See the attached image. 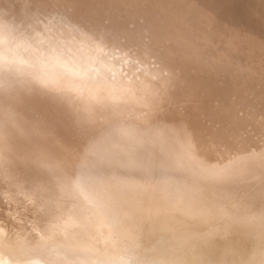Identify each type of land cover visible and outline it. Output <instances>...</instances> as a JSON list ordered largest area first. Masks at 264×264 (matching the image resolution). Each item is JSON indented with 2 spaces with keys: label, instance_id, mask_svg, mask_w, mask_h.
Wrapping results in <instances>:
<instances>
[{
  "label": "bare ground",
  "instance_id": "1",
  "mask_svg": "<svg viewBox=\"0 0 264 264\" xmlns=\"http://www.w3.org/2000/svg\"><path fill=\"white\" fill-rule=\"evenodd\" d=\"M21 1L24 4L21 7L17 6V9L13 8V13H9L8 7H11L16 1L0 0V56H7V60L0 59V103H3V100L7 98V96H3L6 92L4 88L6 83L11 81L21 85L20 80L25 79L29 72L44 71L55 74L59 71L60 63L76 62L90 65L93 69H98L101 76L126 83L128 86H132L135 91L129 93L122 100L118 99L115 104L110 103L108 107L102 109L103 118L95 125L93 149L89 154L84 152L83 142L72 125L70 115L55 114L47 109L39 111L32 109L24 114L16 115L12 112L16 108V104L5 105L7 109L3 108L4 104H0V237L7 236L14 245L17 241L25 240L37 246L34 255L21 256V259H43L53 261L54 264L131 262L138 260L134 259V254L140 251L144 252V244L147 247V244L153 240L165 242L150 247L145 254L146 259L143 260L156 258L158 253L165 248H173L177 258H193L189 239L194 233L211 231L222 223V212L219 205L230 204L237 195L241 200L251 199L255 197V192L260 191L258 182L259 179H264V177H259L260 174H263L261 169L264 167L261 166L260 161L256 160L259 155L256 156L257 158H251L241 152L250 147L249 143L247 146L245 143L246 149L238 145L239 148L237 146V148L229 150L230 147L227 145L226 151L237 154L230 155L224 151L223 155L221 151L225 145L222 146V141L218 146L213 144L215 146L211 147L210 153L209 149L207 151V146L204 148L201 144L190 143L186 146L189 149L186 150L183 145L188 137L185 136V131L181 132L178 128H174L175 132L170 134L177 133L179 139L176 134L170 139L168 138L169 133H166L169 135L163 137L166 145L164 143L159 145L160 137L157 138L153 130H148L150 125L146 123L149 122L147 120H156V117L161 115L159 109L150 105L158 104L156 96H159V82L156 80L155 74L145 66L146 64H143L141 60H134L133 64L123 66L122 71L112 77L109 66L98 65L99 62L90 61L85 53L74 52L75 43L63 45L66 50L59 48L61 45H56L51 39L53 44H44L47 37H53V33L57 34L52 30L54 26L63 28L66 25V19L69 16L67 12L71 11V7L67 0H55V6L58 3H62L60 5L63 6L55 7V11L51 10L52 13L45 19L43 16H33L35 10L33 11L32 7H26L27 0ZM28 1L30 3L31 0ZM33 1L35 2V0ZM18 2L17 5H20L19 0ZM35 3L37 4L38 0ZM40 4L44 5L43 2ZM49 4L52 3H48V6ZM48 8L47 10H49ZM30 11H33V14ZM43 11L41 9L39 13L41 14ZM30 14H32L31 17ZM16 16L18 17L16 18ZM60 32L62 33L57 36L61 38L63 35L65 37L70 35L67 30ZM57 36L55 39H58ZM122 39L125 38L122 37ZM41 43L46 47L43 55H39L36 51ZM116 91L113 92V96H116ZM21 94L24 96L23 89ZM88 95L89 93L86 92L85 102ZM38 116L45 127L38 128ZM123 120H127V123L125 124ZM241 123L243 126V121ZM187 126H189L188 123ZM239 134L242 135V133ZM224 136L228 137L226 134ZM224 136L221 137L224 138ZM246 137L244 142L248 140ZM174 138H177L178 141ZM217 138L215 140H218ZM248 141L251 142V140ZM179 142L182 143L179 144ZM252 142L250 144L253 146ZM136 143L142 145L147 152L168 162L170 168L161 177L162 183L189 191L192 194L190 211L178 212L172 220L166 217L160 218L157 222L158 227L144 235L134 233L128 238L114 239L109 234V230L102 226V222L97 220L96 227L92 232L95 239L86 236L84 230H78L67 236L53 235L51 240L41 246L39 244L41 236L52 235L51 228L55 223V218L62 210H67L76 203L71 194L64 190L60 176L78 172L81 169L95 171L113 166L112 157L114 154L119 149ZM258 152L261 151H253L254 154H259ZM231 159H234L236 163ZM213 169L222 181H228L227 183L230 184L225 187L215 186L210 177L207 179L211 182L202 184L205 178L203 177V179L201 174H204L205 177L209 176L205 174V171L209 172ZM192 172H196V174L191 175ZM194 176H197L196 180L191 178ZM237 176H240L242 180L238 179L240 180L238 181ZM237 182H243V184L234 186L233 184ZM55 201L63 205L62 209L55 207ZM254 203L258 207L259 200L255 198ZM200 213H204V215H200ZM225 243V241H218L216 250L222 249ZM227 245L237 251L236 256L232 257L234 259L258 256L260 245L258 229L247 227L234 231L232 237L227 241ZM201 251L206 254L211 252L209 249H201ZM4 254L7 255V253ZM13 258L9 256V259Z\"/></svg>",
  "mask_w": 264,
  "mask_h": 264
},
{
  "label": "rangeland",
  "instance_id": "2",
  "mask_svg": "<svg viewBox=\"0 0 264 264\" xmlns=\"http://www.w3.org/2000/svg\"><path fill=\"white\" fill-rule=\"evenodd\" d=\"M15 1L14 5L8 7L9 13H13V8L17 9V6L24 4L19 0L20 5H17L19 2ZM31 1L29 3L27 0L26 7H32L35 11L34 14L33 11L30 13L43 18L48 17L55 7L63 6L60 5L62 3L55 6V0H38L36 5ZM42 2L44 5L40 4ZM48 3L52 4L48 6ZM67 3L71 11L67 12L69 16L66 25L63 28L54 26L52 30L57 34L53 33V37H50L47 33L49 37L43 43L53 44L52 40L64 50L63 45L75 43L74 52L85 53L90 61L109 66L112 77L118 75L123 66L133 64L134 60H141L146 64L159 82V96H156L158 104H148L159 109L161 115L156 120H147L150 123L146 122L152 127H148V130H153L156 137H160L159 145L164 143V136L170 135V138L177 135L170 133L178 128L181 132L185 131V136L188 137L183 147L190 143L201 144L204 148L207 146L210 153L215 146L213 144L218 146L222 141V146L225 145L221 151L223 155L227 145L232 150L238 145L245 147V143L246 146L249 143L250 147H245L246 150L241 148L244 150L241 152L247 157L253 151H264V0H67ZM41 9L47 11L40 14ZM61 30H67L70 35H63L64 39L57 36L62 33ZM92 33L103 37L105 43L97 44ZM56 36L58 39H55ZM45 48L41 43L36 51L43 55ZM122 85L114 95L117 100H122L135 91L126 83L122 82ZM4 88L6 92L3 96L7 98L0 103L4 104L3 108L7 109L5 105L16 104L12 111L16 115L32 109L37 111L21 94V85L9 81ZM123 122L126 124L127 120ZM244 136L253 141V146L248 140L244 142ZM177 138L174 139L178 141ZM187 149L189 148L186 147ZM228 153L237 154L227 150L226 154ZM259 154L256 153V156ZM257 157L256 160L260 161L259 156ZM231 161L235 162L234 159ZM213 171L214 169L209 171L206 174L209 176L206 177L201 174L205 178L204 181L201 178L202 184L214 181L215 186H227L228 181H222ZM261 171L263 174L259 177L262 178L264 168ZM195 174L196 172L191 173ZM208 177L212 178L211 181H208ZM191 178L196 180L197 176ZM238 179L242 180L240 176H237ZM262 179H259L258 184ZM242 184L243 182H237L233 185ZM254 195L258 199L260 191ZM163 242L165 241L153 240L147 247L144 244V252L135 253L134 259H146L145 254L150 247Z\"/></svg>",
  "mask_w": 264,
  "mask_h": 264
},
{
  "label": "snow or ice",
  "instance_id": "3",
  "mask_svg": "<svg viewBox=\"0 0 264 264\" xmlns=\"http://www.w3.org/2000/svg\"><path fill=\"white\" fill-rule=\"evenodd\" d=\"M85 34L88 35L87 30ZM91 36L97 44L103 45V37ZM7 60V56H0ZM55 74L35 71L27 73L20 80L25 100L38 111L47 109L55 114L64 113L71 117L72 125L78 132L85 154L92 152L94 129L103 118L102 109L115 104L117 97L112 93L123 87L122 83L101 76L98 69L83 63H60ZM67 82V83H66ZM89 93L85 102V93ZM38 128L45 127L37 118ZM256 158V154L249 153ZM113 166L95 171H85L61 175L60 180L66 192L76 201L71 208L62 210L52 225V235H42L41 246L53 235H68L84 230L92 239L95 222L109 230L114 238H128L134 233L144 235L154 231L162 217L169 220L181 211H190L192 194L172 185H164L161 177L169 170L167 161L159 159L143 149L139 143L119 149L112 157ZM264 167V151L259 154ZM205 174H209L205 171ZM258 207L255 197L241 200L239 195L228 204H220L222 223L211 231L194 233L189 239L193 258H177L173 248L161 250L150 260H133L130 264H264V179L260 183ZM57 209L63 205L56 201ZM204 215V213H200ZM127 226V227H126ZM258 229L260 237L258 256L234 259L237 251L227 245L233 232L242 228ZM218 241H225L222 249L216 250ZM37 246L28 241H17L15 245L7 237H0V264H54L48 260L21 259V256L34 255ZM201 249H209L206 254ZM4 253H7L5 255ZM9 256L14 257L9 259ZM215 256L216 258H213ZM105 264V262H92ZM117 264H129L128 261Z\"/></svg>",
  "mask_w": 264,
  "mask_h": 264
}]
</instances>
